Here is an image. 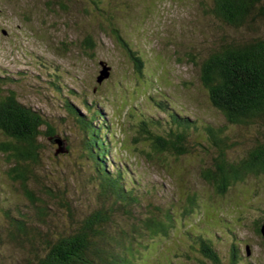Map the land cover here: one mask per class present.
Masks as SVG:
<instances>
[{
	"label": "rangeland",
	"instance_id": "374dc122",
	"mask_svg": "<svg viewBox=\"0 0 264 264\" xmlns=\"http://www.w3.org/2000/svg\"><path fill=\"white\" fill-rule=\"evenodd\" d=\"M209 2L0 0V90L15 91L19 102L40 112L58 133L55 141L40 139L38 182L30 184L40 197H46L49 189L68 193L74 215L51 205L47 223L53 231L77 225L100 204L98 166L88 157L87 135L79 122L92 120L102 139L113 146L107 171L126 168L128 176L138 181L136 193L144 204L133 215L165 207L172 208L179 221L171 239L151 242L153 251L147 257L142 252L141 264H200L203 259L191 253L187 243L190 230L212 237L223 264H230L233 245H239L240 264H264V239L256 231V223L264 220L263 180L250 178L226 196L217 195L201 179V170L212 162L216 151L200 132L191 133V155L179 160L166 155L168 170L150 164L141 154L148 147L142 122L148 121L150 131L164 135L178 129L172 115L196 123L201 131L206 124L226 127L235 144L233 159L242 158L257 139H264L263 125L226 123L209 100L200 70L202 61L224 40L263 35L264 24L250 36L208 13L205 4ZM111 27L120 31L123 41L143 61L142 75ZM106 68L110 75L99 83ZM157 103L168 105V112ZM6 141L0 133V146ZM12 166L0 148V223H7L6 215L11 214L39 225L38 211L23 194L21 183L8 177ZM189 194H196L201 210L182 217ZM116 216L114 229L128 219L124 212ZM41 229L46 231L47 226ZM4 252L12 264L22 260L11 245Z\"/></svg>",
	"mask_w": 264,
	"mask_h": 264
},
{
	"label": "trees",
	"instance_id": "16d2710c",
	"mask_svg": "<svg viewBox=\"0 0 264 264\" xmlns=\"http://www.w3.org/2000/svg\"><path fill=\"white\" fill-rule=\"evenodd\" d=\"M205 8L223 24L236 30L244 29L250 36L264 24V0H211ZM111 30L123 42L142 75L143 61L123 41L119 30L115 27ZM87 43L90 45L91 39ZM90 47L94 48V45ZM200 70L202 85L213 108L229 126H264V34L246 40H224L202 61ZM152 101L156 102L154 98ZM157 106L168 112V105L157 103ZM172 120L178 129L164 135L150 131L148 121L142 122L148 147L141 154L150 164L168 170L166 155L177 160L191 155L194 152V147H190L191 133L195 131L200 132L208 146L216 151L212 162L205 165L200 174L217 195L226 196L232 187L250 178L264 182V139H257L242 158L233 159L231 153L235 144L226 127L206 124L201 131L188 119L172 115ZM79 122L87 135L88 157L98 166L96 178L100 204L82 220L76 222L74 217L77 225L54 232L47 223L53 209L51 205L67 208L69 216L74 215L67 202L68 193L49 189L46 197H40L30 189V184L38 182L37 169L42 162L43 149L40 139L49 137L55 141L58 133L40 112L19 102L15 91L7 90L5 94L0 90V133L7 140L0 148L13 165L8 177L21 183L23 194L38 211L41 223L34 225L23 217L7 214V223H0V264H12L4 252L8 245L22 255V260L16 264H141L144 254L149 256L148 253L153 251L151 242L171 239L179 223L172 208H148L147 214L133 215V210L144 204L136 193L138 181L128 176L126 168L119 167L115 173H109L106 165L113 146L102 139L100 129L94 127L92 120ZM43 127L46 131L42 130ZM186 198L182 217L201 210L196 194H189ZM118 211L124 212L128 219L114 229L112 224L118 222ZM263 223L264 220L256 223L258 234H261ZM46 226L47 230L43 231L41 228ZM140 236L144 240L138 241ZM186 238L191 253L203 259L200 264H223L209 234L190 230ZM238 246H232L230 264L241 263ZM185 256L191 258L189 253Z\"/></svg>",
	"mask_w": 264,
	"mask_h": 264
},
{
	"label": "water",
	"instance_id": "95a60500",
	"mask_svg": "<svg viewBox=\"0 0 264 264\" xmlns=\"http://www.w3.org/2000/svg\"><path fill=\"white\" fill-rule=\"evenodd\" d=\"M109 71H110L109 68H106V69L104 70L102 76L99 77V79H98L99 83H101L104 79H106V78L109 77V75H110V74H109ZM261 234H262L263 239H264V223H263L262 228H261Z\"/></svg>",
	"mask_w": 264,
	"mask_h": 264
}]
</instances>
